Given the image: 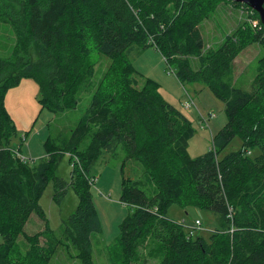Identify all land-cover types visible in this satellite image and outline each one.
Masks as SVG:
<instances>
[{
	"label": "trees",
	"instance_id": "obj_1",
	"mask_svg": "<svg viewBox=\"0 0 264 264\" xmlns=\"http://www.w3.org/2000/svg\"><path fill=\"white\" fill-rule=\"evenodd\" d=\"M223 1L259 21L233 0H0V23L13 38L10 54L0 56V264H50L60 246L93 264L92 235L102 230L90 171L118 146L123 163L143 167L149 193L122 177L120 200L130 209L107 248L110 264H138L141 249L158 264H264V26L239 22L208 45L202 25ZM254 43L263 53L246 90L232 82L234 59ZM136 45L155 46L180 82L201 83L224 103L227 121L205 153L189 156L191 122L153 79L138 78L127 58ZM93 52L110 60L96 82ZM25 78L37 83L41 107L54 115L74 109L83 90L93 89L75 126L48 136L36 162L12 148L16 126L5 107L7 90ZM235 136L240 148L220 156ZM65 154L68 182L55 175ZM48 182L54 200L68 188L78 198L58 236L38 202ZM172 203L213 212L217 226L208 239L187 237L166 214ZM32 214L44 229L29 235L24 227Z\"/></svg>",
	"mask_w": 264,
	"mask_h": 264
},
{
	"label": "rangeland",
	"instance_id": "obj_2",
	"mask_svg": "<svg viewBox=\"0 0 264 264\" xmlns=\"http://www.w3.org/2000/svg\"><path fill=\"white\" fill-rule=\"evenodd\" d=\"M250 13L243 7L234 6L223 1L212 18L206 20L202 27L208 45H217L228 32L233 30L239 22H247L255 26L259 24L256 18H250ZM11 31L0 23V56H8L13 45ZM262 48L254 43L243 49L234 59L232 82L235 86L249 90L255 74L258 58L262 55ZM96 62L94 82L98 80L109 65V58L93 52ZM128 60L139 74L138 78L149 77L159 88L162 97L171 105L179 109L191 122L194 130L188 141V154L196 157L212 148V136L223 127L227 121L224 103L217 99L211 91L201 83H182L175 75V66L169 64L162 54L153 45L133 46L127 54ZM142 76V77H141ZM92 90L84 89L81 98L74 109L65 110L54 115L48 109L42 108L37 83L30 78L22 79L17 85L9 88L5 94V107L10 114L16 133L11 140V146L16 155L23 161L36 162L42 157L45 142L48 136L57 133L68 134L80 117L86 111ZM186 102L190 104L185 107ZM22 105L34 125L26 126L15 113L14 108ZM213 114L212 117L210 115ZM201 116L209 119L203 121ZM51 121L50 125L47 123ZM43 126L37 128L38 124ZM44 127V128H43ZM43 128V129H42ZM241 140L235 136L230 144L222 151L220 156L240 148ZM125 152L121 146L116 150L101 155L93 164L90 175L93 177L91 191L92 201L97 210L101 225V233L92 235V262L93 264H110L107 258V248L110 247L119 235L120 224L129 212V205L120 200L122 177L136 181V185L149 193L148 186L143 178V167L135 160L123 163ZM71 166L69 155L65 154L58 162L55 175L69 181ZM53 183L48 182L43 190L39 204L42 207L50 229L58 236L61 223L76 208L78 198L71 188L58 202L53 199ZM166 214L172 220L180 223L185 232L193 231L192 236L200 235L208 239L210 232L217 226L216 215L195 205L181 206L172 203ZM198 219L200 225L192 228ZM44 229V221L38 215L32 214L24 230L27 234H34ZM188 237V236H187ZM45 240L40 238L41 243ZM146 249H148L146 247ZM138 264H158L155 258L144 255L140 250ZM50 264H83L77 257L75 250L69 253L64 246H60Z\"/></svg>",
	"mask_w": 264,
	"mask_h": 264
},
{
	"label": "water",
	"instance_id": "obj_3",
	"mask_svg": "<svg viewBox=\"0 0 264 264\" xmlns=\"http://www.w3.org/2000/svg\"><path fill=\"white\" fill-rule=\"evenodd\" d=\"M235 2L243 3L250 9L257 12L259 21L264 26V0H233Z\"/></svg>",
	"mask_w": 264,
	"mask_h": 264
},
{
	"label": "crops",
	"instance_id": "obj_4",
	"mask_svg": "<svg viewBox=\"0 0 264 264\" xmlns=\"http://www.w3.org/2000/svg\"><path fill=\"white\" fill-rule=\"evenodd\" d=\"M14 111H15V113L19 116V118L22 120V122H24V124L26 125V126H28L30 123V125H34V124H32V122H31V118L27 115V113H26V111H25V109L23 108V106L22 105H18V107H15L14 108ZM43 126V123H41V124H38V126H37V128H40V127H42ZM44 128V127H43ZM42 128V129H43ZM197 220V219H196Z\"/></svg>",
	"mask_w": 264,
	"mask_h": 264
},
{
	"label": "built area",
	"instance_id": "obj_5",
	"mask_svg": "<svg viewBox=\"0 0 264 264\" xmlns=\"http://www.w3.org/2000/svg\"><path fill=\"white\" fill-rule=\"evenodd\" d=\"M254 25L256 26L257 24L254 23ZM189 106H190V104H189L188 102H186L185 107L188 108ZM212 116H213V114L210 115V117H212ZM201 119H202L203 121H207V120H209V119H206V118L203 117V116H201ZM248 153H250V152L248 151ZM200 224H201L200 221L197 219V220L194 221V225H193L192 228H196V226H199ZM192 234H193V231H192V230H190L189 232H187V236H192Z\"/></svg>",
	"mask_w": 264,
	"mask_h": 264
}]
</instances>
